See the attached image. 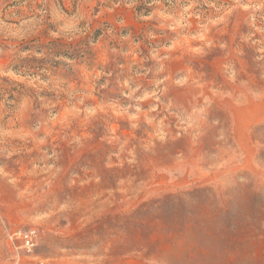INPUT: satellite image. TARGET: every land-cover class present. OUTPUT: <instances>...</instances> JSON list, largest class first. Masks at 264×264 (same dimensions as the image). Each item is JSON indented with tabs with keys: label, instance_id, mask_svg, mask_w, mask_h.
I'll return each mask as SVG.
<instances>
[{
	"label": "rangeland",
	"instance_id": "374dc122",
	"mask_svg": "<svg viewBox=\"0 0 264 264\" xmlns=\"http://www.w3.org/2000/svg\"><path fill=\"white\" fill-rule=\"evenodd\" d=\"M137 1L0 0V264H264V0Z\"/></svg>",
	"mask_w": 264,
	"mask_h": 264
},
{
	"label": "trees",
	"instance_id": "16d2710c",
	"mask_svg": "<svg viewBox=\"0 0 264 264\" xmlns=\"http://www.w3.org/2000/svg\"><path fill=\"white\" fill-rule=\"evenodd\" d=\"M148 2L150 3V1H148V0H138L137 1V3L140 4V6H139L140 9H144L145 11L149 12L150 11V6H149ZM192 192L193 191H189V192H185V193H182V194L185 195V196H189L190 193H192ZM173 198H176L178 200H182L183 197H182V195H174ZM165 202H166L165 205L169 204L168 200L165 201ZM163 205L164 204H162V202H160V203L154 202L153 204L152 203H150V204L145 203L135 213L130 214V215H121V216L118 215V219L121 222V226L124 227V225H127L131 221H135V219H138V220L139 219H144L143 215L144 214H146V215L149 214L153 207H155L157 209V208L163 207ZM187 212H189V213L191 212V214H193L191 210H188ZM190 222L195 224L197 221L195 219V220H191Z\"/></svg>",
	"mask_w": 264,
	"mask_h": 264
},
{
	"label": "built area",
	"instance_id": "2783aa9c",
	"mask_svg": "<svg viewBox=\"0 0 264 264\" xmlns=\"http://www.w3.org/2000/svg\"><path fill=\"white\" fill-rule=\"evenodd\" d=\"M21 237L25 242L26 247L28 250H31L32 246L35 244V240L37 238V230L36 229H30L24 232H21ZM43 264V263H40Z\"/></svg>",
	"mask_w": 264,
	"mask_h": 264
}]
</instances>
